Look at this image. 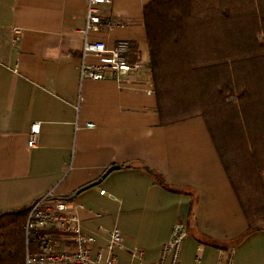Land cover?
<instances>
[{"label": "crops", "instance_id": "0c3cea01", "mask_svg": "<svg viewBox=\"0 0 264 264\" xmlns=\"http://www.w3.org/2000/svg\"><path fill=\"white\" fill-rule=\"evenodd\" d=\"M88 1L0 0V214L53 192L96 238L94 253L120 231L117 264H158L176 222L188 229L180 264H218L231 252L234 264H264V230L248 233L206 120L160 124L144 23L153 0L101 6L104 21L124 26L86 34ZM86 38L108 47L132 42L129 60L143 72L123 85L81 80ZM113 165L120 169L72 199Z\"/></svg>", "mask_w": 264, "mask_h": 264}, {"label": "trees", "instance_id": "16d2710c", "mask_svg": "<svg viewBox=\"0 0 264 264\" xmlns=\"http://www.w3.org/2000/svg\"><path fill=\"white\" fill-rule=\"evenodd\" d=\"M144 23L160 124L206 120L248 233L264 230V0H153ZM27 215L0 214V264H25Z\"/></svg>", "mask_w": 264, "mask_h": 264}, {"label": "built area", "instance_id": "2783aa9c", "mask_svg": "<svg viewBox=\"0 0 264 264\" xmlns=\"http://www.w3.org/2000/svg\"><path fill=\"white\" fill-rule=\"evenodd\" d=\"M113 1L115 0L88 1L86 34L96 29L124 26L115 18L104 21L101 16L100 7ZM14 33L16 40H19L21 30L14 29ZM133 46L130 41H119L114 47H108L103 42H92L86 38L80 67L81 80H111L121 85L128 84L131 73L143 72L138 63L129 60L128 55ZM88 58L96 59L97 63H88ZM148 92L153 93L152 90ZM36 144L37 132L34 129L28 145L33 148ZM104 193V190L101 191L102 195ZM24 231L25 264H117L115 250L123 247L122 234L118 229H113L108 233L107 248H98L94 253L96 238L84 232L81 219L70 202L55 196L53 192L38 199L28 208ZM187 236V225L176 222L169 241L162 248L158 264H180ZM141 251L138 247L134 249L137 255H141ZM197 261L199 262V259ZM218 264H234V253L231 252L229 256L222 255Z\"/></svg>", "mask_w": 264, "mask_h": 264}, {"label": "water", "instance_id": "95a60500", "mask_svg": "<svg viewBox=\"0 0 264 264\" xmlns=\"http://www.w3.org/2000/svg\"><path fill=\"white\" fill-rule=\"evenodd\" d=\"M119 169H120V166H118V165H113L112 167H110V168H109V169L103 174V176H102L98 181L93 182V183H91V184H89V185H87V186L81 188L80 190H78V191L74 194V196H72V199H74L75 197H77L80 193H82V192H84V191H86V190H88V189H91V188H93V187H96V186L100 185V184L102 183L103 179H105L110 173H112L113 171L119 170Z\"/></svg>", "mask_w": 264, "mask_h": 264}]
</instances>
